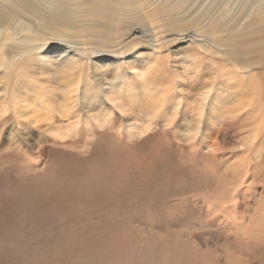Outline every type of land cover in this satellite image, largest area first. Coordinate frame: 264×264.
I'll return each mask as SVG.
<instances>
[{"label":"rangeland","instance_id":"rangeland-1","mask_svg":"<svg viewBox=\"0 0 264 264\" xmlns=\"http://www.w3.org/2000/svg\"><path fill=\"white\" fill-rule=\"evenodd\" d=\"M242 3V0H222L221 3L204 0L202 8L213 9V12L201 25H218L212 34H205L206 44H202L199 30L193 27L192 18L197 16L191 14L193 9L175 12L163 6L161 1L148 5L144 12L134 13V18L127 17L128 21L134 22L130 31L115 29L112 40L100 41L95 46L84 45L85 35L80 30L74 35L73 29L66 30L72 34L70 38L76 36L73 40L40 35L36 37L37 41L28 42L22 47L19 46L20 41L7 40L3 45L0 40V62L1 58L7 62L13 57V63L25 65L23 74L17 76L16 82L13 74L0 69V192L22 184L24 194L8 200L10 210L7 209V200H0L1 213L9 210L6 213L7 227L0 226V247H5L3 244L7 238L21 239L24 243V251H0V264H93L94 251H37L36 241L49 244L45 232L47 219H38L23 229L21 223H28L31 215L25 214L21 206L30 201L26 194L30 185L37 182L39 171L43 172L44 161L50 159L48 154L55 159H63V154L76 151L86 155L94 139L102 142L100 138H104L102 134L106 132L107 125L96 128L109 118L124 124V130L129 125L137 140L140 135L135 132L148 127L146 133H155L148 139V144H158L161 156H175L171 160L178 166L193 162L183 154L182 147L193 140L197 126L199 130L207 127V139L200 146L202 153H219L215 142L222 146L220 152L228 160L222 166L226 174L228 169L224 165L229 166L232 160L239 155L241 157L244 146L254 138L255 149L252 152L264 155V53L261 51L264 44V4L251 6L252 0H244L239 14L236 7ZM118 11L120 17L126 18L124 11ZM237 18L240 21L235 26ZM188 25H192V28H185ZM9 43L20 47V53H24L25 46L31 50L40 47L39 44L43 46L30 53L32 59L23 54L21 62H24L20 63L17 57L6 54ZM154 67L157 72L152 69ZM223 67L226 75L237 80L232 82V79L223 78ZM7 68L5 66V71ZM126 72L137 88V94L132 98L127 97L125 87L118 86L122 75L125 78L128 76ZM148 79L152 82L149 83ZM14 90L16 98L14 96L15 100L10 102L9 94ZM171 91L185 96L181 98L178 113L170 121L172 114L169 111L177 107L171 99L165 98ZM88 93L94 97H89ZM150 93H153L151 97ZM114 96L117 98L113 100ZM130 100L135 102L131 111L125 103ZM146 100L148 103L145 106ZM14 101L17 107H22L20 118L14 116L12 111ZM122 103L125 112L118 107ZM75 111H81V120H88L87 125L83 126L86 130L83 131L78 123L77 134L67 133L62 128L75 122L72 116ZM200 112L202 116H199ZM65 113L68 116L61 115ZM231 120L239 121L237 125L240 127H236L230 135H224L226 126L223 124ZM93 123L95 127L91 126ZM124 130L105 136L108 142L103 145H126L128 136ZM129 143L138 144L135 140ZM18 144L26 149L19 150ZM43 147L47 152L41 155L39 153ZM99 148L108 151L101 145ZM37 154L41 157L34 156ZM219 161L218 158H196L192 164L206 171L199 172L200 176L195 173L199 169L189 164L195 179H206L208 176L210 180V186L204 190L190 186L178 191L182 199L186 198L187 203L193 205V209L197 208L192 214L184 215L193 222L200 223L197 214H203L206 219L204 212L195 211H199L200 206L208 205L222 191L221 188H225L224 183L218 184L211 174L215 162ZM84 166H88V163H84ZM192 185L196 187V181ZM254 185L261 186V180ZM209 192H213L212 198H206ZM141 196L138 193L113 203L117 206L115 211L125 208L124 211L139 218L145 212L146 204L145 198L140 199ZM252 198L250 203H253ZM257 209L262 211L263 208ZM18 211L25 214L21 217V223L14 218ZM121 218L122 215L118 213L109 221L115 223ZM169 223L172 225L174 222ZM211 231L210 227L203 228L197 230L195 236L210 240ZM224 233L232 235L230 232ZM207 252L218 257V264H231L232 261H238V264H264V251ZM225 256L230 257V263L225 262Z\"/></svg>","mask_w":264,"mask_h":264},{"label":"bare ground","instance_id":"bare-ground-1","mask_svg":"<svg viewBox=\"0 0 264 264\" xmlns=\"http://www.w3.org/2000/svg\"><path fill=\"white\" fill-rule=\"evenodd\" d=\"M155 1H161L163 6L175 12L193 9L191 14H197L192 18L193 27L199 30L202 44H206L205 34H212L218 28V25H201L213 12V9L202 8L204 0H0V40L3 45L7 40L20 41L18 43L21 47L28 42L37 41L36 37L40 35L59 40L64 38L73 40L76 36L70 38L72 34L66 32L67 29H73L74 35H77L79 30L85 35L84 45L95 46L100 44V41L112 40L115 29L130 31L134 22L128 21L127 17L134 18V13L146 11L147 6ZM214 1L222 2V0ZM242 1L243 3L236 7L239 14L240 7L244 4V0ZM263 4L264 0H252L251 6L258 7ZM118 10L124 11L126 18L120 17ZM257 14L261 15L260 12ZM238 20V18L235 20V26ZM185 28H192V25ZM39 45L43 46V44ZM40 47H34L31 50L25 46L24 53H20L18 51L20 47L9 43L6 54L17 57L18 61L23 63L24 61L21 62L23 54L31 57L30 53L38 51ZM261 51L264 53V44ZM13 62V57L7 62L1 58L0 69L13 74L16 82L17 76L23 74L25 65ZM5 66L8 67L7 71ZM129 68L132 67L129 66ZM127 75L126 78L124 74L122 75L118 86L125 87L127 97L132 98L137 94V88L131 83L130 74ZM223 78L232 79V82L237 80L236 77L226 75L224 67ZM148 82L152 80L148 79ZM15 91H10V102L16 98ZM152 95L153 93H150V97ZM88 96L94 97L89 93ZM184 96L183 93L174 91L165 95V98L171 99L177 106L169 111L172 114L170 121L178 113L181 98ZM116 98L114 96L113 100ZM125 103L130 111L135 106L132 100ZM123 106L122 103V106L118 107L120 111L125 112ZM11 108L14 116L17 115L18 118L22 116V107H17L15 101ZM75 112L71 114L75 122L68 123L62 128L67 133L77 134L78 123L83 131L86 130L83 126L87 125L88 120L80 119L81 111H77L76 114ZM61 115L68 116L67 113ZM199 116H202L201 112ZM237 124L240 122L234 120L223 124L226 126L224 135H230L236 127H240ZM105 125H107L106 132L102 134L104 138L99 137L102 142L94 139L86 155L76 151L63 154V159H55L48 154L50 159L44 161L43 172L39 171L40 176L37 182L30 185L26 194L30 201L21 207L25 209V214L31 215V218L28 223H21V217L25 214L19 211L14 218L23 225V229L31 226L38 219H47L45 232L49 244L36 241L37 251H94L93 264L98 262L102 264H218V257L207 251H264V155L252 152L255 149L253 144L255 138L244 146L241 157L240 155L236 157L229 166L224 165L225 169H228V174L222 170L223 164L228 160L223 152H220L221 145L215 142L219 151L217 154H205L200 151V146L207 139V127L199 130L197 126L193 140L182 147L183 154L193 162L199 157L220 159L214 166L211 165L213 166L211 174L218 184L224 183L225 188H221L222 191L215 197L213 192L206 194V198H213L205 207H199L201 211H195L204 212L206 216L205 219L203 214H197L200 222L198 223L185 217L197 208L193 209V205L187 203L186 198L182 199L178 191L186 190L190 186L192 189L199 190L209 187L208 176L205 177L207 180L204 178L198 180L194 177L195 173L198 175L199 172L206 173L205 169L190 161L194 168L199 169L195 173L193 171V175L192 170L190 171V163L178 166L171 160L176 158L175 156H161L158 144H148V139L155 134L146 133L148 127L140 128L135 132L140 135L137 140L129 125H126L124 130V124L116 123L113 118H109L106 123H102L96 129ZM91 126L95 127V124ZM122 128L128 136L126 145H103L108 142V137L105 136L113 132H123ZM134 140L138 144L129 143ZM65 145L70 144L65 143ZM100 145L106 147L108 151L99 148ZM17 146L19 150L26 149L20 144ZM47 148L52 150L51 147ZM45 149L46 147H43L39 154L44 155L47 152ZM34 156L41 157L38 154ZM92 159L94 160L91 161ZM168 159L170 161L166 162ZM74 160L77 163H74ZM68 161L71 162L68 163ZM84 163H88V166H84ZM84 167L87 168L83 169ZM257 180H261V186L254 185ZM194 181H196V187L192 185ZM214 185L217 186L216 183ZM258 187L260 188L257 189ZM138 193L142 195L140 199L145 198L146 201V204L143 203L145 212H142L139 218H134L124 211L125 208L123 211L119 208V212L115 211L114 208L117 206L113 203L124 201L128 199L126 197ZM18 194L24 195L22 184L4 189L0 192V200H7V209H9L11 205H8V200L13 199L14 196L16 198ZM251 198L253 203L249 202ZM257 207L263 208L262 211ZM9 210L4 213L0 211V226L7 227L6 213L8 214ZM118 213L122 215V218L117 219L115 223L113 220L110 222L109 218ZM169 222L175 224L171 225ZM208 227L212 229L210 240L195 236L197 230ZM224 232H230L232 235H226ZM3 245L5 247H0V251H24V243L21 239L7 238ZM225 262H231L229 256H225ZM231 264H238V261H232Z\"/></svg>","mask_w":264,"mask_h":264}]
</instances>
